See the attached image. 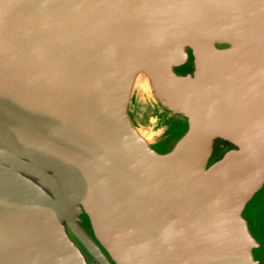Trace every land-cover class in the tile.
<instances>
[{"label": "water", "instance_id": "95a60500", "mask_svg": "<svg viewBox=\"0 0 264 264\" xmlns=\"http://www.w3.org/2000/svg\"><path fill=\"white\" fill-rule=\"evenodd\" d=\"M0 264H264V0H0Z\"/></svg>", "mask_w": 264, "mask_h": 264}, {"label": "bare ground", "instance_id": "6f19581e", "mask_svg": "<svg viewBox=\"0 0 264 264\" xmlns=\"http://www.w3.org/2000/svg\"><path fill=\"white\" fill-rule=\"evenodd\" d=\"M131 114L139 132L147 139H151L154 128L167 123L166 117L156 106L144 77H139L135 84Z\"/></svg>", "mask_w": 264, "mask_h": 264}]
</instances>
